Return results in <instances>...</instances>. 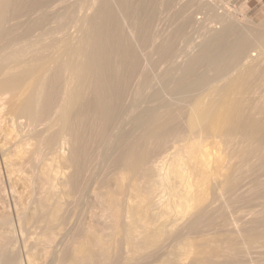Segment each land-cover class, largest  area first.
Instances as JSON below:
<instances>
[{"label": "bare ground", "instance_id": "6f19581e", "mask_svg": "<svg viewBox=\"0 0 264 264\" xmlns=\"http://www.w3.org/2000/svg\"><path fill=\"white\" fill-rule=\"evenodd\" d=\"M114 1L0 0V264H186L189 250L201 247L202 220L232 209L237 186L224 171L231 150L239 165L250 159L260 165L259 236L251 235L256 227L239 226L253 211L228 220L252 237L247 241L264 239V53H252L257 45L264 52V36L259 45L237 23L223 22L175 79L178 62L156 69L174 59L173 42L160 36L159 57L154 62L150 52L148 65L144 53L132 51L139 38L135 43L131 33L133 43L126 32V7L120 16ZM151 1L159 7L182 0ZM151 37L141 35V44ZM241 69L247 81L259 70L247 97L235 78L216 85ZM220 144L225 150L215 156ZM238 187L242 202L249 190ZM191 233L200 236L197 245ZM212 236L203 235V243ZM220 245L218 252L212 247L216 255L224 253ZM151 248L156 255L145 253ZM232 249L231 256L242 251L237 243Z\"/></svg>", "mask_w": 264, "mask_h": 264}, {"label": "rangeland", "instance_id": "374dc122", "mask_svg": "<svg viewBox=\"0 0 264 264\" xmlns=\"http://www.w3.org/2000/svg\"><path fill=\"white\" fill-rule=\"evenodd\" d=\"M118 0H116V3H115V1H114V3L113 4H115L116 6H115V10L119 13V11L120 12H124L122 9L123 8H125L124 10H126V12L125 13H123L124 14V18L123 17H121V19H123L124 21H125V23L123 22V24H125L126 25V27L125 28H128V29H126V30H128V31H126L128 34H129V37H132V34L131 33H133V37H134V40H133V37L131 38L132 39V42L134 41L135 43H136V39L137 38H139L138 40V42L136 43V47L138 48V49H136V47H135V45H133L132 44V46L133 47H135L134 49L130 46V49L132 48V51H134V50H136V51H134L135 53H137V54H139L138 52H140V54L141 53H144V55L145 56H143V54H139V56L142 58V56H143V58L144 59H142V60H144L146 63H148L149 61L151 62V60H153L154 62L156 61L155 60V57L156 58H158L159 56L157 55V53H156V48H157V45H159V42L160 41H162V39H163V42L162 43H164V41H167V43L168 44H170V43H172L173 42V44L175 45V48H176V54L173 56V58L174 59H172V58H169V59H166V61L164 60V61H162V63L163 62H166L168 65H167V67H173V63L175 64L176 62H178V63H176V64H178V66H177V68L179 67V69L177 70V71H175L176 73V75L174 76L173 75V77L175 78V79H177L181 74H182V72H181V69L185 66V64H186V62L188 61V59H190V57H192V56H194L195 54H196V52H197V50H199L198 48H199V46L201 45L202 46V42H204L205 40H207V39H209V38H211L212 36H213V34L216 32V29H220V28H218L219 26L221 27V25L223 24V22L224 23H232V22H235V23H237V25H238V29L237 30H239V28H240V30L241 31H245V32H248L249 34H251L253 37H255V39L257 40V43L260 45V42H258L259 40H261V37L262 36H264V12H261V13H258V12H252V13H245L244 11H242L241 10V8H239V7H237V6H235V5H233L232 3H230V1L229 0H213V3H212V5H208V3H206L207 1H205V0H182L180 3H178V4H174L173 5V3L171 4V3H168L167 4V2L166 1H164L163 3H165V5L167 4V5H169V7H167V5L165 6L163 3V5L160 7H158V5L156 4V2L155 1H151L150 2V0H146L147 2H144L143 0H138V2H137V0H129L128 2H126L125 4H122L121 2H117ZM144 2V4L145 5H143V2ZM193 1V2H192ZM132 2V3H131ZM121 3V4H120ZM138 3H140V7L142 6V8H140L138 5ZM193 3H195V4H193ZM118 4H120V7H119V5ZM138 4V5H137ZM181 4V5H180ZM189 4H193L194 6H195V8L193 7V5L191 6V5H189ZM118 5V6H117ZM122 5H123V8H122ZM171 5V6H170ZM202 5V6H201ZM205 5V6H204ZM208 5V6H207ZM133 6H135V7H133ZM144 6V7H143ZM191 8H190V7ZM130 7L132 8L133 7V9H131L130 10ZM162 7H165V9H164V12H163V14L161 13L162 11H163V8ZM188 7V8H187ZM202 7V8H201ZM137 8H139V9H137ZM118 9H119V11H118ZM181 9V10H180ZM193 11V9L196 11H191V10ZM201 9V10H200ZM143 10V11H142ZM162 10V11H161ZM169 10V11H168ZM185 10V11H184ZM142 11V14L141 13H139V15H138V12H141ZM166 11V12H165ZM157 12H159V15L157 14ZM189 12V13H188ZM160 13L162 14V15H160ZM120 14V16H122V14L121 13H119ZM137 14V15H136ZM141 14V15H140ZM190 14V15H189ZM193 14V16H191ZM129 18H128V17ZM160 16V17H159ZM162 16H164V17H162ZM187 16H189V17H187ZM136 17V18H135ZM158 17L159 18H161L160 20H158ZM166 17V18H165ZM163 18V19H162ZM196 18V19H195ZM126 19V20H125ZM131 19V20H130ZM137 19V20H136ZM139 19V20H138ZM154 19H155V22H154ZM144 20V21H143ZM153 20V21H152ZM166 20V21H165ZM131 21H133V23L131 22ZM134 21H135V24H134ZM139 23H138V22ZM150 21V22H149ZM154 22V23H152V22ZM157 21H160V22H158V23H156ZM136 22H137V24H136ZM140 23H141V25H140ZM163 23H164V26H163ZM195 23V24H194ZM199 23V24H198ZM156 24H158V25H156ZM198 24V25H197ZM124 25V26H125ZM156 25V26H155ZM194 26V28H193V26ZM141 26V27H140ZM146 26V27H145ZM155 26V27H154ZM159 26H161L160 28V30H161V32H159L160 30H158V28H159ZM153 28V31L151 30L152 28ZM156 27H158L157 28V30L155 31L154 29L156 28ZM133 28V29H132ZM146 28H148L147 30H146ZM133 30V31H132ZM136 32H135V31ZM155 31V32H154ZM156 32H159V33H156ZM136 33V34H135ZM141 33V34H140ZM154 33V34H153ZM166 33V34H165ZM236 30H232L231 32H230V34H229V36H230V38H233L235 35H236ZM127 34V35H128ZM131 34V35H130ZM136 36H135V35ZM141 35H144V36H149L150 35V37H151V35H154L155 37H159V40H157L158 42L155 44V42L153 41V38L151 37V39H152V41L154 42H150V41H148V42H150L149 44L151 45V47H150V45L148 46V42L146 43L147 45H145V43H144V45H142L143 44V42L144 41H142L141 39H140V36ZM163 35V36H162ZM153 36V37H154ZM160 36L162 37V39L160 38ZM166 40H165V39ZM130 39V40H131ZM158 39V38H157ZM141 40V41H140ZM169 41V42H168ZM171 41V42H170ZM133 42V43H134ZM142 43V44H141ZM152 43V44H151ZM166 43V44H167ZM138 44V45H137ZM141 46V47H140ZM143 46V47H142ZM179 46V47H178ZM182 46V47H181ZM200 46V47H201ZM152 48V49H150V48ZM142 48V49H141ZM147 48V49H146ZM146 50V51H144V50ZM138 51V52H137ZM142 51V52H141ZM253 51L254 52H252V53H258L257 55H259V57H260V55H263V53L264 52H262V49L260 48V47H258V45L257 46H255L254 48H253ZM152 54H151V53ZM195 52V53H194ZM151 54V56H152V58H154V59H151V60H149L151 57H146V56H149ZM153 54H154V57H153ZM256 55V56H257ZM256 56H254L255 58H257ZM258 57V58H259ZM147 58V59H146ZM146 59V60H145ZM172 59V60H171ZM158 60V59H157ZM174 60V61H173ZM143 61V62H144ZM151 62V63H154V62ZM159 61V60H158ZM160 61V62H161ZM173 61V62H172ZM149 62V63H150ZM259 62H260V60H259ZM149 63H148V65H149ZM150 63V64H151ZM159 63V62H158ZM157 63V64H158ZM162 63H160L161 65L160 66H162ZM164 64V63H163ZM175 64V65H176ZM159 65V64H158ZM165 65V66H164ZM162 67V70L160 69L161 67L160 66H158V67H160L159 69L158 68H156L157 70H160L161 72H163V70H165V67H166V64H164ZM172 65V66H171ZM174 65V66H175ZM258 68H259V64H255ZM166 67V68H167ZM157 70H153V72H152V74H154V75H158V74H160V73H158V71ZM244 70V69H243ZM239 71H241L240 73H238ZM239 71H233L231 74H230V76H229V78L228 77H219V78H221V79H217V80H214V81H216V85L217 86H219V87H224L225 85H222V84H226V78L227 79H231V78H235V79H237L239 82H241L242 81V83H243V86L241 87V89L242 90H244V93H246L245 95H246V97H247V95H249V89L251 88V87H253V84L251 85L250 84V82H252V83H254V80L256 79L257 80V78L259 77V75H258V77H255V76H257V74L256 73H258L259 72V70L257 69L256 71H253V73H250L251 74V77H255V79H254V77L253 78H248V81H247V78H246V76L247 75H249V74H246L245 72L244 73H242L243 71H242V69L241 70H239ZM256 72V73H255ZM157 73V74H156ZM178 73V74H177ZM242 73V76L240 75ZM233 74V75H232ZM246 75L245 76V79H243L244 77H243V75ZM254 74V75H253ZM178 75V76H177ZM232 75V76H231ZM253 75V76H252ZM176 76H177V78H176ZM181 77V76H180ZM240 77H242L241 79H240ZM247 77H250V75L249 76H247ZM179 79V78H178ZM250 79H252V80H250ZM254 79V80H253ZM246 80V81H245ZM255 80V81H256ZM224 81V82H223ZM245 81V82H244ZM258 81V80H257ZM257 81H256V83H257ZM223 82V83H222ZM247 84V85H246ZM242 85V84H241ZM249 87L248 88V91H247V87ZM255 86V85H254ZM245 87V88H244ZM246 89V90H245ZM243 93V94H244ZM242 95V94H241ZM243 97H244V95H242ZM245 98V97H244ZM219 146H221V147H219ZM215 148H217L218 150V152L216 151V149ZM215 148H213L212 150V152H213V154L215 155V156H218V154H221V152H222V150H225V148H223L222 147V145L220 144V145H218V146H216ZM215 149V150H214ZM220 149V150H219ZM248 148H246V145H245V151L247 150ZM230 150L229 149H226V151H223V152H225L226 154H227V152H229ZM215 152H217V153H215ZM235 152V151H234ZM233 152V150H231L227 155L229 156V154L231 153V155H236V156H234L233 155V157L232 156H230L229 158V164H230V167H229V164H228V167L230 168V169H225L224 171H225V174H229V175H232V178L230 179L229 177H231V176H229L228 178H229V180H231V181H229V184H231V186H233V185H235V186H239L240 187V189H241V187L243 186V185H245V192H248V190H249V192L248 193H245V194H242V198H244V195L246 196V194H247V198L246 199H248V200H246V199H242V202H241V196H240V193H239V195H238V189H237V187H235L236 188V190H233L234 189V187H233V191L236 193V195H237V197H239V198H237L236 197V195L234 194L233 195V193L234 192H231L232 193V195H233V197H236L235 198V200H233L234 198L233 197H231V199L233 200H231L230 199V205H232V206H230V207H228V208H232V209H226L225 211H226V213L228 214V212H229V215H226V218L225 219H227V221L228 222H230L229 220H231L232 218H234V217H236V219L238 218V216L240 217V214L243 212V210L246 212L247 211V213H249V212H251V211H253L254 212V215H252V216H250V214H249V216L247 215V213H246V215H247V217H245V220H243L244 222H242V220H240V222H239V226H240V224H241V227H243V225L245 226V228H244V231L245 232H248V230H249V228H251V226L253 227V229H254V232H255V230L256 229H259L258 227L259 226H257L258 224L255 222V220H256V216H257V212H258V209H260V203H261V198H260V195H261V191H262V189L260 188V183L258 182L259 181V169H260V165L257 163L258 161H256L255 159H250V160H245L246 162H244L243 163V165L241 166V165H239L241 162H243V161H236V160H239L237 157H239V158H241L238 154H235ZM233 153V154H232ZM255 160V164H254V166L256 167V165H258L257 166V168L256 169H253V161ZM234 162V163H233ZM237 162V163H236ZM240 162V163H239ZM250 164V165H252L250 168L249 167H247L246 166V164H248V163ZM251 162V163H250ZM233 163V164H232ZM233 165V167L231 168V166ZM235 164V165H234ZM234 166H235V168L236 169H234ZM243 167V168H242ZM240 168V169H239ZM243 169V170H242ZM257 170H258V172H257ZM256 171V173H254ZM227 172V173H226ZM256 175H258V176H256ZM233 177H235L237 180H235V178H233ZM222 178V177H221ZM223 179V178H222ZM3 180H4V178H3ZM237 181L238 182V180H239V182L238 183H242L241 185L239 184L238 185V183H236L235 181ZM232 181L233 182H235V183H233L232 184ZM256 182H258V183H256ZM259 184V185H258ZM1 185V184H0ZM251 186V188H249ZM238 187V188H239ZM254 187H256V189L259 191V195H258V191H256L255 189H254ZM258 187V188H257ZM246 188H247V191H246ZM252 191H251V190ZM254 189V190H253ZM260 189V190H259ZM254 191V192H253ZM255 192H257V195H254V194H256ZM208 193H210V192H208ZM253 193V194H252ZM211 194H213V193H210V194H208V199H211V197H212V199H213V196L214 195H211ZM231 195V196H232ZM249 195V196H248ZM256 196H258V198L256 197ZM253 197V198H252ZM252 198V199H251ZM257 198V199H256ZM211 199V200H212ZM236 199H238V200H236ZM244 200V201H243ZM252 200H253V202H252ZM257 202H256V201ZM259 201V202H258ZM235 202V203H234ZM243 202H244V204H243ZM251 202V203H250ZM257 203V204H256ZM234 205V206H233ZM243 205V206H242ZM259 207H258V206ZM235 206H236V208H235ZM254 206H256L255 207V210H253L254 209ZM243 207V208H242ZM245 207V208H244ZM239 208V209H238ZM234 209H236V210H234ZM248 209V210H247ZM252 209V210H251ZM228 210V211H227ZM239 210V211H238ZM225 211H221L222 212V214L221 213H219L218 211H217V213H214L215 214V216H216V214H217V216L215 217L214 216V214L212 215V217H210V215H209V217L207 216L206 218L209 220V221H207V219H206V221L205 220H202V222L204 223V224H206L205 226H204V224L202 223H200L199 224V226L201 225V227H199V229H198V231H200V232H202V231H204V232H202L201 234L199 233V235H201V241H200V239H199V237L197 238V236H198V233H197V235H196V233H191V235L192 236H190L191 237V239H193L192 237H196L195 238V241H194V244L193 245H195V242H196V245H197V242L198 243H202L203 245H204V243H203V239H206L207 238V236L208 235H213L214 237H215V239H214V237L212 236V240L214 239V240H216V241H212L211 240V236L209 237L210 238V240L212 241H209L210 243H213V244H209V242H208V244L207 243H205V244H207V246L206 245H202L201 243V247L203 246L205 249H204V251L202 250L203 248H199V249H197V247L196 246H192L195 250H191V249H193V248H191L190 250H189V253L187 254L188 255V257H187V259L185 260V262H186V264H194L195 262V264H197L198 262V264H209L210 262H213V264H252V261L253 260H255V257H256V260L257 259H264V251L263 252H259V251H261V250H263L264 249V245L262 246L260 243H264V239H260L259 238V241L260 242H258V238H257V240H256V238L254 239V241H247V240H252V237H254V235L255 236H259L258 235V230H256V232H255V234H252V233H254L253 231L251 232V235H252V237L250 238L249 237V239H248V237H245L244 236V234L247 236V234L243 231V229H241V231H236L235 229H234V226L235 225H233L232 226V224L233 223H231L230 222V224L231 225H229V223L227 224V221L224 219V217H225ZM238 212V215H237V212ZM242 211V212H241ZM234 212H235V214L237 215H235L234 214ZM241 212V213H240ZM244 212V213H245ZM233 214L234 215V217H233V215H232V218H231V215ZM256 214V215H255ZM224 215V216H223ZM213 216H214V220L212 219L213 218ZM223 216V217H222ZM230 216V217H229ZM249 217H250V220H249ZM253 217V218H252ZM231 218V219H230ZM213 220V221H211V220ZM222 219H224V220H222ZM229 219V220H228ZM247 219H248V221H247ZM233 220V219H232ZM212 224H211V223ZM221 223V224H220ZM248 225H247V224ZM207 224H208V226H207ZM214 224V225H213ZM217 224V225H216ZM249 224H250V226H249ZM202 225H203V227H202ZM222 225H224V226H222ZM216 226V227H215ZM221 226H222V228H221ZM231 227V229H229L230 227ZM207 227V228H206ZM215 227V228H214ZM206 228V229H205ZM213 230H212V229ZM218 228V230H216ZM220 228V229H219ZM224 228H225V230H224ZM235 228H236V226H235ZM205 229V230H204ZM226 229H227V231H226ZM252 229V230H253ZM208 230V231H207ZM212 230V231H211ZM251 230V229H250ZM249 230V231H250ZM225 231H226V233H225ZM197 232V231H196ZM210 232V233H209ZM216 232H217V234H216ZM225 234H223V233ZM228 232V233H227ZM230 232V233H229ZM232 232V233H231ZM233 232H234V234H233ZM243 232V233H242ZM205 233H206V235L207 236H205ZM219 233V234H218ZM239 233H241V234H239ZM230 234V235H229ZM248 234H250V232L248 233ZM203 235H204V237H206V238H203L202 239V237H203ZM215 235H217V236H215ZM218 235H221V237L219 236L218 237ZM226 235L228 236V238L226 237ZM232 235H233V238L235 239H233L232 238ZM242 237H241V236ZM250 235V236H251ZM236 236V237H235ZM218 237V238H217ZM223 237V238H222ZM239 239H238V238ZM208 238V239H209ZM222 238V239H221ZM230 238V240H228ZM237 238V239H236ZM196 239H199L198 241H196ZM219 241H218V240ZM231 239H233L232 240V242H230V244H229V241H231ZM242 239H243V241H242ZM223 240V241H222ZM256 240V241H255ZM221 241V242H220ZM224 241H227V242H224ZM237 241V242H236ZM163 242H164V240H163ZM215 242V243H214ZM248 242H249V246H248ZM258 242V243H257ZM218 243V244H217ZM220 243L223 245V243H224V245H223V247H221L223 250H224V253H223V251H221L220 250V254H217L216 255V249H217V252H218V247H220L221 245H220ZM226 243L228 244V245H226ZM233 243H235L234 245H236V243L238 244V246L240 247V249L243 251V253H241L242 251H240L239 249H237V250H235L234 249V252H233V256H231V251L233 250L232 248L234 247V245H233ZM262 243V244H263ZM200 244H198V246H200ZM239 244H241V245H239ZM253 244V245H252ZM257 244H258V246H257ZM210 245H213V246H211L210 247ZM218 246L217 248H216V246ZM261 245V246H260ZM208 247V248H206V247ZM232 247V248H229V247ZM242 246H243V248H242ZM212 247L214 248V250L212 249ZM236 247V246H235ZM246 247V248H245ZM247 247H249L248 249H247ZM253 247V248H252ZM256 247H258V248H256ZM260 247V248H259ZM153 248H155V247H153ZM153 248H151V251H150V249L147 251V252H145L146 254L149 252V256H151V254L153 253V254H155L156 255V253L155 252H153L154 250H152ZM220 248V249H221ZM227 250V251H225V249ZM227 248H229V253H228V249ZM236 248H238V247H236ZM196 249H197V251H196ZM201 249V250H200ZM209 249H212L213 250V252H215L214 254H213V252H211L212 250H209ZM245 249H247V250H245ZM249 249H250V251H249ZM253 249V250H252ZM245 250V251H244ZM155 251H156V249H155ZM199 251H201L200 253H198ZM236 251V252H235ZM246 251H249L248 252V254H247V252ZM255 251V252H254ZM206 252V253H205ZM226 252V253H225ZM231 252V253H230ZM262 253V257H261V254L259 255V253ZM201 253H203V254H201ZM211 254V256H210V254ZM254 253V259L252 260V254ZM152 254V255H153ZM200 254V255H199ZM227 254H229L228 256H227ZM238 254H241L242 255V257H240L241 255H238ZM190 255V256H189ZM204 255H208L207 256V258H206V256H205V258H203L202 259V257L204 256ZM223 255V256H222ZM236 255V256H235ZM239 257H238V256ZM248 255V257L247 258H249V256L251 257L250 259L252 260H250V262H249V260H247V259H245L246 258V256ZM196 256V257H195ZM201 256V257H200ZM214 256V257H213ZM243 256H245L244 258H243ZM260 256V258H257V257H259ZM152 257H154V256H152ZM195 257V258H194ZM213 257V258H212ZM219 257V258H218ZM229 257V258H228ZM233 259H232V258ZM149 258H151V257H149ZM237 258V260H235V259ZM152 260H153V258H151ZM193 259V260H192ZM198 260V261H196V260ZM200 259H202V260H200ZM204 259H206V260H204ZM240 259V260H239ZM192 260V261H191ZM226 260H228L227 262H226ZM233 260V261H232ZM235 260V261H234ZM242 260V261H241ZM256 260H255V262H256ZM188 261V262H187ZM206 261V262H205ZM239 261H241V263L239 262ZM249 263H248V262ZM262 261H264V260H262ZM262 261H258L257 260V262H256V264H263V262ZM194 262V263H193ZM239 262V263H238ZM254 261H253V263H255ZM211 264V263H210Z\"/></svg>", "mask_w": 264, "mask_h": 264}, {"label": "crops", "instance_id": "0c3cea01", "mask_svg": "<svg viewBox=\"0 0 264 264\" xmlns=\"http://www.w3.org/2000/svg\"><path fill=\"white\" fill-rule=\"evenodd\" d=\"M233 5L241 8L245 13L264 12V0H229Z\"/></svg>", "mask_w": 264, "mask_h": 264}]
</instances>
